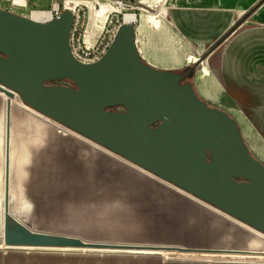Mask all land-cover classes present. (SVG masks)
I'll use <instances>...</instances> for the list:
<instances>
[{
    "label": "water",
    "instance_id": "1",
    "mask_svg": "<svg viewBox=\"0 0 264 264\" xmlns=\"http://www.w3.org/2000/svg\"><path fill=\"white\" fill-rule=\"evenodd\" d=\"M73 21L69 9L50 22L0 9V93L9 99L0 242L18 249L264 255L136 243L87 216L83 222L68 212L11 209L10 100L17 95L45 118L264 235V165L251 154L237 122L198 95L188 81L194 67L184 75L152 66L139 52L136 27L125 22L101 60L81 64L69 48Z\"/></svg>",
    "mask_w": 264,
    "mask_h": 264
},
{
    "label": "rangeland",
    "instance_id": "2",
    "mask_svg": "<svg viewBox=\"0 0 264 264\" xmlns=\"http://www.w3.org/2000/svg\"><path fill=\"white\" fill-rule=\"evenodd\" d=\"M52 1L54 0H27L26 9H17L0 4V9L28 17L32 11L48 8ZM56 1L59 4L65 1L69 2L70 8H74L80 12L75 26V36L77 37L87 38L91 42H94L98 40L103 32L114 31L119 24H122L125 15L135 14L142 17V20L139 21V24H135V27L136 31L138 29L141 30L139 31V45L146 62H149V64L156 68L172 70L182 74L190 67H195L194 74L200 70V65L196 67L197 64L189 61L190 50L188 45L180 38L176 28L167 19L166 13L169 7V0ZM119 2H122V5ZM103 3H113L120 9V12H112L106 20L105 25H103L102 31L99 35L94 36L92 29H94L96 22L93 21H96L94 18H96L97 12L101 9V4ZM60 84L73 86L69 82H62ZM16 100L19 102H17V106H12V116L15 113L18 114L20 117L19 121L23 126L20 125L19 127L20 139L18 138L19 141L17 142L10 131V144L13 141L14 147L17 149L14 152L9 172L10 206L13 211H16L18 208H25L29 212L40 210L41 213L49 216H55L57 214L55 212L63 213V215L68 212L74 214L75 219L78 218V220H82L83 222L87 221L84 218L87 216V218L91 219L89 221L97 226L104 222L111 224L116 229L115 231L112 230L115 234L118 232L117 228L122 227L125 230L121 229L120 233L116 236L119 235L125 240L131 242L148 240L151 237L144 232L139 233L135 227L138 224L140 225V223H147L148 225H152L153 223L154 225L157 222H154L153 219L144 220V217L148 216V214L154 215L151 204L142 202L143 204L138 205L131 202L136 200L135 198L121 196L119 198L122 199L121 201H123L124 206L121 205V212L117 213L112 205L106 203L113 200L111 197L105 195L106 198H103L93 192L94 190L100 193L101 188L110 186L107 181L109 179H105L100 174L119 175L125 179H122L123 184H121V187L117 188L146 190L147 194L154 195V197L150 196L152 200H163L162 204L167 205L164 209L166 219H169L170 224L176 223L178 225L182 236L185 234L184 231L197 234L190 227L194 226L196 229L200 227L210 228V225L214 226L217 224L218 246L215 249L264 251V236L259 232L250 227H247L249 228L248 231L227 216L219 214L215 210L205 207L206 205L200 204L158 182L157 177L153 176L155 178L153 179L132 168L125 162L101 152L97 149V146L98 148H102L99 145L38 115L26 106L19 96H17ZM6 101V96L0 94V238L3 226V196L6 172ZM10 125L12 126V122H10ZM113 155L126 161L119 155ZM85 159L96 161L92 170L83 165H78V163H84ZM85 165L87 166V164ZM84 191H87V193H83L86 195H81ZM54 202L57 204L55 207H53L55 205ZM58 202H60L59 205ZM141 216H143L142 219H140ZM154 227L156 231H159L155 225ZM155 229L153 228L154 234H156ZM183 237L182 241L184 242L187 237H190V234L187 233ZM154 238L160 239L158 234L154 235ZM225 240H227L228 244L221 243ZM0 250L32 251L41 249L10 248L0 242ZM65 251L67 250H55L53 252ZM249 256L244 260L247 262L264 263V255ZM180 258L207 261L239 260V257L221 255L183 256L171 254L168 256V259Z\"/></svg>",
    "mask_w": 264,
    "mask_h": 264
},
{
    "label": "crops",
    "instance_id": "3",
    "mask_svg": "<svg viewBox=\"0 0 264 264\" xmlns=\"http://www.w3.org/2000/svg\"><path fill=\"white\" fill-rule=\"evenodd\" d=\"M168 4L167 19L176 28L180 38L188 45L189 55L195 56L199 60L205 54L210 53L208 58L200 64V70L194 74L193 80L188 79V81L192 82L196 92L204 101L208 102L212 107L227 112L237 122L244 142L251 154L264 165V0H169ZM205 65L209 70L208 74L202 72ZM6 100H8L7 97ZM17 102L19 101L15 98L12 106H17ZM19 119L20 117L16 113L12 116V136L16 142L20 139L19 127L22 125ZM12 143L11 164L14 152L17 150L13 141ZM97 149L153 178L150 173L122 160L120 157L118 158V156H114L113 153L110 154L111 152L109 153L104 148H98L97 146ZM90 160L85 159L84 163H78V165H83L92 170L96 161ZM98 173L100 174L99 171ZM100 175L105 177V179H109L107 181L110 186L101 188L100 193L94 190L93 192L103 198H106L105 195L111 197L113 200L109 202L105 199V201L114 207L115 212H121V205L124 206L122 199L119 198L121 196L135 198V202H131L138 205L143 203L152 205L154 215L148 214V216L144 217V220L153 219L154 222L157 221L154 225L159 231H156L153 223L152 225L149 224L150 227L147 223L138 224L139 226L137 225L135 229L139 233L148 234L151 238L135 241L136 243L181 245L202 249L217 248V224L214 226L210 225V228L200 227L196 229L194 226L190 227L197 234L184 231L185 234L183 236L189 233L190 237H187L183 242L182 240L185 238L182 236L178 225L176 223L170 224L169 219L165 217L164 209L167 205L162 204L163 200H152L150 196L154 197V195L147 194L146 190L117 188L123 184L122 179L125 178L122 176ZM157 181L200 204L206 205L205 207L227 216L177 187L160 179H157ZM83 193H87V191L81 194L86 195ZM167 195L169 197V193ZM227 217L249 231V228H247L249 226L229 216ZM142 218L143 216L140 219ZM153 228L156 234L153 233ZM117 229L120 233L122 227ZM157 234L160 238L158 240L154 238V235ZM221 243L228 244L227 240ZM171 254L183 256H234L239 257V260L168 259ZM246 257L250 256L230 253H182L169 251L136 252L71 249L65 252H53L42 250H0V264H264L247 262L244 260Z\"/></svg>",
    "mask_w": 264,
    "mask_h": 264
},
{
    "label": "built area",
    "instance_id": "4",
    "mask_svg": "<svg viewBox=\"0 0 264 264\" xmlns=\"http://www.w3.org/2000/svg\"><path fill=\"white\" fill-rule=\"evenodd\" d=\"M119 3L120 5H122V2ZM0 4L17 9L27 8V0H0ZM66 8L71 10L74 16L72 29L69 36V48L72 56L81 64H93L98 62L106 55V53L110 49L118 28L121 24H119V26L114 31L103 32L98 40L91 42L87 38H80V36H75V26L77 23V19L80 16V12L76 11L74 8H70L69 2L65 1L62 4H59L56 0H54L50 3L48 8L32 11L31 13H29V16H31L33 12H43L45 14L44 22H50L58 18V16L63 12V10H66Z\"/></svg>",
    "mask_w": 264,
    "mask_h": 264
},
{
    "label": "bare ground",
    "instance_id": "5",
    "mask_svg": "<svg viewBox=\"0 0 264 264\" xmlns=\"http://www.w3.org/2000/svg\"><path fill=\"white\" fill-rule=\"evenodd\" d=\"M112 12H120V9L114 5L113 3L109 4V3H103L101 4V9L97 12V15H96V21H93V22H96V25H94V29H92V34L94 36H97L99 35V33L102 31L103 29V25H105L106 23V20L108 19V17L111 15ZM32 20L36 21V22H44V18H45V14L43 12H33L31 17H30ZM142 20V17H139L138 15H135V14H127L125 15L124 17V22L127 23V24H132V25H135V24H139V21ZM142 22V21H141ZM139 30L136 31V36H137V45H138V48H139V52L142 56V50L140 48V45H139ZM141 50V51H140ZM144 58V55L142 56ZM145 60V59H144ZM198 58L195 57V56H190L189 57V61L191 63H195L197 62ZM146 61V60H145ZM149 63V62H148ZM202 72L204 74H208L209 73V70L207 68V66H203V69H202ZM8 98V97H7ZM17 98V95H14V97L10 100L11 102V107H10V114H11V119H12V102L13 100ZM9 100V99H8ZM37 113V112H36ZM42 116V115H40ZM44 117V116H43ZM10 119V122H12ZM11 126V125H10ZM11 133H12V126H11ZM11 146H12V141H11V144H10V141H9V148H10V151H9V168L11 167V156H12V152H11ZM5 150H6V142H5ZM106 150V149H105ZM108 151V150H107ZM6 152V151H5ZM110 152V151H109ZM7 156V154H6ZM130 163V162H129ZM133 165V164H132ZM135 166V165H134ZM137 167V166H136ZM139 168V167H138ZM141 169V168H140ZM143 170V169H142ZM144 171V170H143ZM147 172V171H145ZM149 173V172H148ZM152 175V174H151ZM154 176V175H153ZM156 177V176H155ZM158 178V177H157ZM159 179V178H158ZM161 180V179H160ZM11 197V195H10ZM55 204V202H54ZM57 206V204H55L53 207ZM57 213L56 215H59L61 214L60 212H55ZM251 228V227H250ZM261 234V233H260ZM263 235V234H262ZM264 236V235H263ZM18 249V248H16ZM45 250V249H44ZM50 251V250H49ZM52 251H55L52 250Z\"/></svg>",
    "mask_w": 264,
    "mask_h": 264
},
{
    "label": "flooded vegetation",
    "instance_id": "6",
    "mask_svg": "<svg viewBox=\"0 0 264 264\" xmlns=\"http://www.w3.org/2000/svg\"><path fill=\"white\" fill-rule=\"evenodd\" d=\"M199 64L196 65V67H198ZM195 67L193 69V73H194ZM189 72V70H186V72L184 73V75H186Z\"/></svg>",
    "mask_w": 264,
    "mask_h": 264
},
{
    "label": "trees",
    "instance_id": "7",
    "mask_svg": "<svg viewBox=\"0 0 264 264\" xmlns=\"http://www.w3.org/2000/svg\"><path fill=\"white\" fill-rule=\"evenodd\" d=\"M191 68V67H190ZM190 68H188L187 70H190Z\"/></svg>",
    "mask_w": 264,
    "mask_h": 264
}]
</instances>
